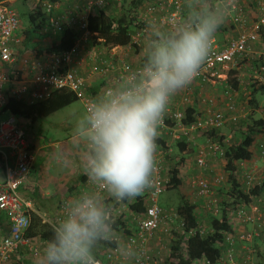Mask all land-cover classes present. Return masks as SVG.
Returning <instances> with one entry per match:
<instances>
[{"label": "built area", "instance_id": "1", "mask_svg": "<svg viewBox=\"0 0 264 264\" xmlns=\"http://www.w3.org/2000/svg\"><path fill=\"white\" fill-rule=\"evenodd\" d=\"M109 1L118 0H92L84 8V12L78 9L66 11L62 15L55 14L59 2L52 3L49 0H29L34 7H41L48 16L47 33L52 37L57 36L66 29L76 28L80 35L76 39L74 47L60 54H43L27 58L24 51V35L20 27V20L16 12L5 3L0 2V213L4 214L8 221V234L0 241V264H13L15 253L25 247L35 255L38 249L34 245L35 239H29L26 234L31 225L33 213L31 204L20 196L18 189L28 179L34 157L31 145L24 131L17 123V117L7 109L9 103L16 102L26 107H33L45 101L54 91L65 90L82 103L86 110L89 102L95 97L87 89V82L99 78L106 81L103 94L109 89L122 86H130L138 79L137 68H133L129 62L108 50V58H103L104 46H97L92 41V35L87 30V18L92 13L104 12ZM256 7L254 18L248 17L242 6L236 0H220L233 13L237 23V35L225 45H219L212 40L208 55L200 66L197 75L189 83L214 85L218 80L225 81L230 71L239 67V62L249 59H258L259 55L252 57L249 49L250 42L260 38L264 30V0H253ZM84 13V14H83ZM140 18L143 22L154 23L173 29L183 22V10L181 0H161L159 3H146L143 5ZM144 32V31H143ZM141 32L130 35L132 45H138ZM50 36V37H51ZM84 44L94 45L93 51L86 56L92 61L84 77L79 76L76 70L83 63L81 48ZM99 49V50H98ZM264 75V65L256 69ZM256 76L259 75L256 73ZM257 80V79H256ZM261 79L258 81L261 82ZM187 85V87H188ZM189 89L181 104H172L168 101L157 127L156 139L168 137L172 141H188L193 143L195 136L212 134L220 130L228 120L235 123L237 117L230 115L229 119L224 114L213 110L212 98H202L201 103L207 107L205 114L194 112L191 120H187L186 106L190 103ZM185 106V108H181ZM226 107L234 111V106L227 103ZM8 117L2 120V115ZM203 146L196 148L195 163L202 171L210 170L208 165L210 158H221L223 150L221 145L214 140L205 139ZM264 157V142L261 149ZM245 192L248 193L255 186V179L248 173L244 174ZM87 182L92 190L90 193L98 194L101 203L110 209L112 215L110 221L119 220L123 226L118 231H108L109 242L114 246L106 248L102 252V259L95 258L98 264H159L150 249L157 232L171 237L174 223L179 218L176 212H168L159 206V197L168 190V171L164 167V158L160 148L154 152V170L149 187L137 197L117 203L112 196L104 190L103 185L93 184L87 177ZM223 182L222 175H215L211 180L196 176L190 180V186L195 189V194L207 198V211L215 216L218 214V201L211 197V185H219ZM141 201L144 212L135 213L129 208L133 201ZM69 199V198H68ZM63 200L58 208V213L50 223L52 226L63 218ZM257 204L239 205L234 211V218L238 225H255L260 232L264 229L260 226L261 213L259 204L264 203V190L253 196ZM178 227H182L179 223ZM200 234L204 231L198 227ZM234 231V230H233ZM258 232H242L236 236L234 233L225 234L224 254L220 262L223 264H236L235 241L250 242L253 236L258 237ZM205 264H209L204 260ZM242 264H254L250 248L244 247Z\"/></svg>", "mask_w": 264, "mask_h": 264}, {"label": "clouds", "instance_id": "2", "mask_svg": "<svg viewBox=\"0 0 264 264\" xmlns=\"http://www.w3.org/2000/svg\"><path fill=\"white\" fill-rule=\"evenodd\" d=\"M222 22L209 13L169 31L154 28L136 82L94 98L77 120L82 169L117 203L149 187L162 114L170 97L197 75ZM58 159L66 161L63 154ZM111 215L98 194L85 190L66 200L63 218L52 225V237L41 249L40 264H98L92 247L109 230Z\"/></svg>", "mask_w": 264, "mask_h": 264}, {"label": "crops", "instance_id": "3", "mask_svg": "<svg viewBox=\"0 0 264 264\" xmlns=\"http://www.w3.org/2000/svg\"><path fill=\"white\" fill-rule=\"evenodd\" d=\"M71 1H73V0H66V5H68ZM87 1L89 3L92 0H87ZM160 1L161 0H147L146 2L141 4L140 6L135 7L136 10H134V6L132 4L133 2H135V0H118L117 2L116 1H109L108 5L105 8L104 13H106L110 17H112L113 13L114 14H120V13L124 12V10H127V12L130 11V18H132L134 21V19H135L134 14L136 12H138L139 15H141L143 5H145L146 3H159ZM236 1H237L238 5L243 7L244 12L248 17L254 18L252 16H253L254 12H256V7H255V3L253 0H236ZM58 2L60 3L59 6L61 8H57L56 10H63V6H64V4L62 3L63 1L58 0ZM181 4H182V10H183L182 21L186 22V23H190L192 21V19H194L197 15L202 16V15H207L209 13H214L218 17H223V22L220 24V26L216 30V32L214 34V38H213V41H215L219 45H225L229 40L236 37L237 31H238V28H237L238 26H237V23H235L236 20L234 18V15L223 2H220V0H211V1H207V0H181ZM55 14H57V11H55ZM138 23L140 25L137 24V26H133L132 30H130V35L136 34L137 32L135 33L134 30L138 29V31L142 33L140 40H139L140 42L142 39H146V37H147V40L153 39L152 32H153L154 28L158 27L162 31H169L168 27L161 25L158 21H156L154 23L153 22L148 23V22H143L140 18V21H138ZM132 24H133V22H132ZM150 25H151V27H149ZM145 33H147L145 38H142V36ZM139 46L140 45L133 46V47L132 46L110 47V48L103 47L104 51H102V53H103L102 57L108 58V55H107V53H109L108 50H115V53L118 56L123 58L126 62H129L133 68H137L139 66H142V64L144 63V59H145V57H144L142 59V61L139 62L137 56H135V53H137L139 50V48H138ZM92 47H94V45H89V44L82 45L81 53H82L83 63L78 68H73L74 70H76V73L81 77H84L85 73L87 71H89V68L92 66V61L86 56V54L88 52L90 53L93 51ZM263 48H264V41H262L261 39H259V40L257 39L255 41L250 42L249 49L252 52V57H256L255 55H259L258 59L253 58V59H249V60L240 61L239 67L236 70L230 71L228 73L227 79L225 81L218 80L216 82V84H214V85L201 84V83H198L195 81L191 85H188V87L185 86V87L179 89L178 91H176L170 97L169 101L172 104H181L180 101L182 100L183 97H185V95L187 93V89H189L188 97H189L190 103L186 106V109L188 107H191V109H194V111L196 113L203 116L205 114L207 107L201 103V99L202 98H212L214 101V107L212 108L213 110H216V111L223 113L225 118L228 117L227 119H229L231 117L230 115H235L237 117V121L235 123H232V122H230V120H228L225 125L228 124L229 127H231L232 125L234 126L237 124V122H239V125L241 126L245 122V119H248L250 117V114L252 112V110L250 109V106L257 104L260 107H264V100L262 101L260 95H258V94H260V92L253 95V98H255V99H252L251 101L250 100L248 101V99H247L246 105H249V108H248V106H243V108H241V109L238 108L232 102L231 99H225L224 100V97H220L217 99V97H213V96H215L217 93L219 94V89H221V88L224 89V88L229 87L227 84H230V89H232L231 83L237 82L235 89H232L231 92L235 93V94H233V96L236 97V99L239 98L238 102L236 100V104L239 105V103H241L243 105V101H244V99H246L244 96L245 93H243V92L247 91V85H246L247 83L245 84V81H244L243 77H241V76L243 73L246 72L247 74L250 73V75L253 76V78H257V80L261 79L262 74H260L261 76H259V77L256 76L257 71L254 69L256 68V66L258 68L259 65H264V53L261 52ZM259 50H261V51H259ZM131 55H134V57H136L135 60L139 62V64L137 63L138 64L137 66H135L136 62L134 61V59H132ZM261 82H264L263 77H262ZM106 84H107L106 81H103L99 78H94V79L88 81L86 86H87L88 91L92 95H94L95 98H98L101 95H103L104 87L106 86ZM261 87H264V85H261ZM260 89L261 88H259V90ZM261 93H264V92H261ZM227 103H231L234 106V111L229 110L226 107ZM181 108H185V106H182ZM260 109L261 108L258 107L255 110H253V112H259ZM57 112H55V113H57ZM242 112H244V113L242 114ZM55 113H53V114H55ZM53 114H51L50 116H48L45 119H48L49 117L53 116ZM240 114H242V115H240ZM14 116L17 117V119H16L17 121H18V119L23 120V125H21L20 122L19 123L17 122V123L20 126V128L24 131V133L28 139V142L31 145V152H32V155L34 157V162H33V165L31 167L28 179L24 185L19 187L18 193L20 194V196L22 198H24L26 201H28L31 204L32 211H33L32 215H36L41 220L49 221L51 223L53 221V219L55 218V215L58 213L59 205L63 200L71 198L74 195L79 194V192H81V191L86 190L88 192H91L92 188H91L90 184L87 182V176L86 175H85V177H84V175H82V177H80L81 181L76 180L75 184L78 187L68 186V187H63L62 189H60V191L62 192L61 193L62 195H59L60 191H59V193L57 191L58 188L60 187V186H58L57 182H55L57 187L53 186V185H55L53 183L51 184L52 186L49 187L47 185H44L47 183L50 184L49 182H45V180H43L44 177L41 178L40 180H37L35 178V175H36L37 170H38L36 167H38V164L43 166L44 164H47V161H48L47 159L44 158L45 152L47 150H51V149L53 150V146H55V148H58V149L61 147V150H62L64 144H66L67 141H64V142L57 141L55 143H47V145H45V143H44L42 146H39L40 145L39 138H37L35 140L34 138H32L31 135L27 134V132L24 130L25 129L24 127H26L28 124L33 123L35 120L31 121V120H28L22 116H17V115H14ZM239 116H241V117H239ZM260 119L262 120V122H263L262 124L264 125V118H260ZM213 133H217V137L216 136L207 137L206 134H203L201 136H195L193 143H191V147L194 149L193 154L195 155V157H196V148L203 146L206 142L205 139H211L212 138L211 140L217 141L220 145H222V142H219V139L222 138L223 141H225L224 143H227L226 146L227 147L229 146L228 142L231 138L230 135L227 136V133L222 132L221 129L214 131ZM196 138H198L197 139L198 141L195 142ZM162 139L165 142V139L168 140L169 138L168 137H162ZM169 140H171V139H169ZM181 141L186 142V143H190L188 141H183V140H180V141L178 140V141H173V142H176V144H178ZM263 142H264V127H263L262 134H259V135L254 137V142H253V145L251 147V152H252L251 160L241 162L242 169L244 170V172L246 174L248 173L249 175L253 176L256 181H259V182H256L255 185H258L259 183H262L264 181V157L261 156V149H262ZM41 152L44 155L43 158H41ZM63 153H65V152L63 151ZM195 157H194V161L191 164H189L188 166H186L187 169L185 170V171L190 172V174H189L190 177L189 176L186 177L188 181L187 180L185 181V188H189V192L194 193V194H195V189H192V187L190 186V180L193 177L201 176L202 175L201 172H206V171H202L200 168H198L196 166ZM214 159L218 160V158H213V159L210 158V161L208 163V165L211 167V170L213 169L212 165L214 163ZM164 162H165V160H164ZM184 162L189 163L186 160V158L184 159ZM193 163H195L194 167L196 169V172L194 169H191V167L193 166ZM40 168L42 170H45L43 167H40ZM199 171H200V173L198 174ZM201 177H204V176H201ZM207 180H211V179H207ZM180 185H183L182 181H181ZM211 186L214 187V189H215L216 185H214V186L211 185ZM243 187H244V185H243ZM178 188H180V186ZM53 190H54V192H53ZM72 190H74V191H72ZM70 191H72V192H70ZM184 195H186V193ZM187 195H188V193H187ZM108 196H111V195L108 194ZM195 196L197 197L196 194H195ZM198 198L200 199V201H201V199H206L205 201H202L203 205L201 208L198 207L196 205V203H192L193 202L192 200L188 201V202H190L196 206L195 213H196V216H197V219L199 222L198 224H200V221L202 222L203 220H206L208 218H211V220H212L214 215L212 214V212L207 211V209H206L208 199L202 198L199 196H198ZM183 199H185V198L182 195V197H180L181 202H180L179 206L182 204ZM249 204H251V205L257 204L256 199L254 200L251 198V201ZM259 210H260V213L262 216L260 226L264 229V203L259 204ZM175 211L176 210H169L168 212H175ZM32 215H31V219H32ZM230 219L231 218L229 217V223L232 227V230H234L233 233L236 236L235 238H237V235L241 234L242 232L253 233L255 231V232H258V234H259L258 237L253 236V238L250 242L243 243V242H240L238 240L235 241L236 264H242V259H243L242 255L244 254V247L245 248L248 247L251 249L253 263L254 264H261V261H264V260H262V256H261L262 250L264 248V233L260 232V230H258L254 226L246 225L243 227V226L238 225L236 223L234 217L231 220ZM174 225L177 227V230L180 234V228L178 227L179 226L178 221H176L174 223ZM8 230H9V227H8L7 218L5 217L4 214L0 213V241L2 238L7 236ZM161 235H163V234H160L159 232H157L155 239L152 241V243L150 245V249H151L152 254L157 258H158L157 255L159 254L158 251L160 250V249H158V245L160 242ZM34 245L38 249V254H39L41 252L40 246L41 247L44 246V241H34ZM224 248L225 247L223 246V249ZM102 252L98 254V257L101 259H102ZM29 253L30 252L28 251L27 248L21 247L15 253V255L12 258L13 264H19V263L24 264V262L26 260L24 257V254L26 256L27 254L30 255ZM165 261L159 260V264H164ZM198 262H196L195 264H201V262H204V260H200ZM221 264H223V263H221Z\"/></svg>", "mask_w": 264, "mask_h": 264}, {"label": "trees", "instance_id": "4", "mask_svg": "<svg viewBox=\"0 0 264 264\" xmlns=\"http://www.w3.org/2000/svg\"><path fill=\"white\" fill-rule=\"evenodd\" d=\"M21 1L23 3H29V0ZM49 1L52 3L58 2V0ZM146 1L147 0H135V2L132 3L134 10H136L135 7L140 6ZM16 14L18 15L17 12ZM26 17L28 24L23 31L24 43L26 45L31 43L30 41L32 40V36H51L49 33H47L48 16L41 7L30 9V11L26 12ZM132 22L133 19L130 18V11L127 12V10H124V12L120 13L117 18L110 17L104 12L92 13L87 18V30L92 35V39L94 41L93 43L97 46H104L107 48L125 46L133 47L134 45H132L130 37V30H132L134 26ZM260 34L261 35L258 40L261 39L264 41V31H261ZM79 35L80 32L76 28L66 29L57 36H51V41H49L45 48L39 49L37 51L38 54L36 55L50 53L60 54L68 52L74 47L76 39ZM236 85L237 82L231 83L232 89H235ZM260 88L261 89L259 91L253 88V95L258 92H264V87ZM76 101L77 100L69 92L65 90H59L54 91L45 101L36 106L26 107L20 103L12 102L8 104L7 109L10 110L14 115L22 116L28 120L34 121L37 118L45 119L51 114L62 110ZM194 112V109H191V107L186 109L188 121L191 120V116ZM253 116L254 115L252 114L249 117L252 123L247 125L246 132L244 133L240 143L230 146L226 151L223 152L222 155L226 161V168L228 170V176L231 182V192L229 197L230 200H232L231 205L235 207V210L239 205L249 204L253 196H258L264 190L263 181L262 183L255 185L248 193H246L243 187V185L245 186V178L243 177L241 181H238L237 179V164L251 160V147L254 142V137L262 134L263 132V122L261 119H254ZM206 136L217 137V133H212V135L206 134ZM219 142H222V138L219 139ZM155 143L161 149L166 147V143L162 138L155 139ZM176 149L182 152L184 155L181 158V163L184 162L186 157L191 156L194 150L191 147V143L182 141L176 144ZM178 174L179 171L176 168L168 172V190H175L180 186L181 181L178 178ZM135 200L136 201H133L129 204L130 210L139 214L143 213L145 210L144 205L141 201H138L137 198ZM124 201H127V199ZM195 210L196 206L186 200H183L182 204L177 207L175 212L178 215V220L179 223L182 224V227H179L180 234L178 231L175 233V240L170 246L168 258L164 264H195L200 260H205L209 264H221L220 259L224 254L223 244L225 234L233 232L229 223L228 213L224 208L221 209V212L218 211V214L221 213L220 217H217L218 214L215 215L211 220L210 229L207 232L200 234L198 231L199 222ZM122 226L123 223L121 222V218L119 220L117 219L115 221H110V228L108 231L116 232ZM107 232L105 233L104 237L94 242L92 253L95 258H99L98 254L104 251L106 248H111L114 246L113 243L109 242ZM52 234V227L50 225L43 223L38 216L32 215L31 225L26 234L27 238L45 242L51 239ZM183 243L184 252L181 251V245ZM261 264H264V261H261Z\"/></svg>", "mask_w": 264, "mask_h": 264}, {"label": "rangeland", "instance_id": "5", "mask_svg": "<svg viewBox=\"0 0 264 264\" xmlns=\"http://www.w3.org/2000/svg\"><path fill=\"white\" fill-rule=\"evenodd\" d=\"M64 6H63V10H55L57 11L58 16L62 15L63 13H65L66 11L69 10H73V9H78L81 12H84V8L86 7L88 1L86 0H73L71 1L68 5H66V0H62ZM0 2L5 3L6 6L11 7L12 9H14L18 15H19V20H20V27L22 32L25 30L26 26H27V17H26V12L30 11V9L35 8L32 4L30 3H23L21 0H0ZM60 4V3H59ZM58 8H61L60 6H58ZM66 10V11H65ZM84 14V13H83ZM119 14H112L113 18H117ZM135 19L133 21V25L137 26L140 25L138 23V21H140V15L138 12H136L135 14ZM134 32H139L138 29L134 30ZM148 33V32H147ZM145 33L142 38H145L146 34ZM149 35V34H148ZM52 38L50 37H45V36H32V40L30 41L31 43L29 45H26L25 43H23V48L24 51L27 54V58H32L34 57L36 54H38V50L45 48L46 45L49 43V41H51ZM93 40V39H92ZM143 40V41H142ZM141 42H138V45H140L138 48V52L135 53V56H137L138 61H142V59L145 57L144 53L147 51V48L150 44V41L152 39L147 40L146 39H142ZM94 42V41H92ZM91 45V44H89ZM136 45V46H138ZM261 51V50H259ZM262 53H264V48L261 51ZM132 59H134L135 66H137L139 64L138 61H136V57H134V55H131ZM138 63V64H137ZM241 66V65H240ZM253 67V66H252ZM257 68V67H256ZM256 68L254 70H256ZM257 71V70H256ZM253 74V73H252ZM257 74L259 76H261L258 72ZM245 84L247 85V91L243 92L245 93V98L243 101V105L241 103L236 104V100L238 102L239 98L236 99V97L233 96L230 89V84H227L229 87L224 88V89H219V94L217 93L215 96L213 97H224L225 99H231L232 102L238 107V108H243V106H248L246 105L247 103V99L248 101L255 99L253 98V88L259 90V88L261 87V85H264V82H260L258 80H256L257 78H253V76L249 74H247L246 72L242 74V76ZM262 77L264 78V75H262ZM242 79V78H241ZM224 92V93H223ZM261 97V100H264V93L258 94ZM219 96V97H218ZM255 101V100H254ZM261 108L259 112H253V110H255L256 108ZM250 109L252 110L250 115H254V119H260V118H264V107H260L257 104H254L253 106H250ZM84 108L81 102L76 101L74 103H72L71 105H69L68 107L58 111L57 113L53 114V116L49 117L48 119H37L35 120L33 123L28 124L26 127H24L25 131L27 132V134L31 135L32 138H34L35 140L37 138H39V146H42L44 143L45 145H47V143H55L57 141L60 142H64L67 141L66 144H64L63 146V151L65 153H63V151L61 150V147L55 148V146H53V150H47L45 152V156L43 155V153L41 152V158L47 159V164H44L43 166H41L40 164H38V167H36L37 173L35 175V178L37 180H40L41 178H43V180H45V182H49L50 184H44L47 185L49 187H51L52 183L55 184L53 186H56V183H58V186H60L58 188V193L60 191V189H62L63 187H68V186H74V187H78L75 182L77 181H81L80 177H82V175H84L85 177V173L82 169V156H83V145L82 142L80 141L79 137L76 135L74 129L76 126V122L77 120L81 117V115L84 113ZM244 112H242L243 114ZM240 114V115H242ZM8 117L7 114L2 115V120L6 119ZM241 117V116H239ZM228 118V117H226ZM242 119V118H241ZM237 121V120H236ZM262 121V120H261ZM18 123L20 122L21 125H23V120L18 119L17 121ZM252 122L250 121V118L245 119V122L240 126L239 122H237L236 125H232L231 127H229V125H225L221 128V131L224 133H227V136L230 135L231 138L228 142V147L226 146L227 143H224L225 141H223L222 139V150L223 152L227 150V148H229L230 146H234L237 145L238 143H240V141L242 140V137L244 136V133L246 132V128L247 125L251 124ZM198 138L195 139V142L198 141ZM165 143H166V147L164 149H161L159 146H157L158 148H160L161 152H162V156L165 160L164 162V166L165 168L169 171L172 170L174 168H177L179 171L178 174V178L180 179V181H182L183 185H180V188L175 189V190H166L163 192V194L159 197V206L166 210H176V208L179 206L180 204V197H183L185 199H183L184 201H193L192 203H196V205L198 207H202L203 202L206 199H200L198 198V196L196 197L194 193H190L189 192V188H185V181L187 180V176H189L190 172L189 171H185L187 168L186 166H188L189 164H191L194 161V157L195 155L192 153L191 156L186 157V160L189 163H181V158L184 156L182 154V152H180L179 150L176 149V142H173L171 140H167L165 139ZM54 145V144H53ZM190 148V146H189ZM63 154L66 157V161L61 163L58 159V157ZM216 161V162H215ZM195 163H193V166L191 167V169H194L196 172V169L194 167ZM40 167H43L45 170H42ZM194 167V168H193ZM213 169L211 170H207L206 172H201V176H204L206 179H212L215 175H222L223 176V182L219 185L215 186L211 188V197L213 199H216L218 201V209L221 212V209H226L227 213H228V217H230L231 219L234 217V211H235V207H233L231 205L232 200H230L229 194L231 192V182L229 180V173L227 170V166H226V161L224 160L223 157L219 158L218 160L214 159V163L212 165ZM237 179L238 181H241V179L244 177V170L242 169V165L241 162L239 164H237ZM81 171V172H80ZM80 172V173H79ZM200 173V171L198 172V174ZM87 176V175H86ZM193 176V175H192ZM190 177V176H189ZM53 178V179H52ZM188 181V180H187ZM259 182V181H254ZM244 190H245V186H244ZM74 191V190H72ZM70 191V192H72ZM246 191V190H245ZM54 192V190H53ZM62 192L60 191L59 195ZM186 193V195H184ZM188 193V195H187ZM65 196V195H64ZM201 204H200V203ZM228 205V206H227ZM220 214H218L217 217H220ZM231 215V216H230ZM230 219V220H231ZM201 220V219H200ZM210 223H211V218H208L206 220H203L202 222L200 221L199 227L201 229H203L204 233L207 232L210 229ZM250 226H255L250 224ZM173 230H172V234L171 237L168 236H164L161 235L160 237V242L158 245V249H160L158 252L159 254L157 255L159 260L165 261L168 258L169 255V249L171 244L173 243V241L175 240V233H177V227L174 225L173 226ZM43 247V246H42ZM42 247L40 246V248L42 249ZM181 251L184 252V243L181 245ZM30 255H26L24 254L25 257V262L24 264H40V258H41V252L39 254H31ZM262 260H264V248L262 250ZM243 257V255H242ZM241 257V258H242ZM161 258V259H160ZM261 260V259H260ZM13 261V260H12ZM201 264H205L204 262H201Z\"/></svg>", "mask_w": 264, "mask_h": 264}]
</instances>
